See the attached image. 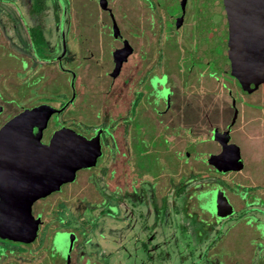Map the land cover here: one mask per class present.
I'll return each instance as SVG.
<instances>
[{
  "label": "flooded vegetation",
  "instance_id": "af4514ba",
  "mask_svg": "<svg viewBox=\"0 0 264 264\" xmlns=\"http://www.w3.org/2000/svg\"><path fill=\"white\" fill-rule=\"evenodd\" d=\"M145 1L147 22L132 24L137 27L127 31L132 40L122 34L109 12L104 11L107 13L105 19L109 17L110 20L101 22L112 42L109 49L112 54L109 57L104 55V48L98 40L87 38L86 43L79 46L81 59L75 61L73 67H63L66 60L75 59L72 56V60H64L69 47L63 36L64 46L61 42L54 55L38 63L41 70L43 65L48 64L47 61L56 59L55 68L59 65L66 71L57 69L59 74H63L64 81H61L69 94L64 101H39L20 105L18 109L6 108L1 104L4 101H0V184L15 191L25 187L37 188L58 174L72 172L71 181L31 200L28 205L31 216L40 221L38 230L41 225L49 224L47 236L51 246L57 235L72 234L75 241L77 239L75 230L59 226L63 222L59 216L61 211L66 214L68 210L74 217L72 212L78 215L93 207H120L123 205V195L129 201L133 200V193L142 190V184L157 199V176L154 179L149 172L139 167L136 148H142L148 158L152 157L154 151L157 154L172 153L179 159L192 158L198 166L202 157L201 161L206 160V168L213 173L240 170L228 169L230 162L227 157L225 160L220 159L222 154L230 153L223 149L222 138L227 135V143L234 144L231 130L240 115V104L246 106V102L248 106L258 105L245 98L247 95L250 97L264 83L253 88L241 81L242 71L236 70L235 53L228 46L229 42L226 43L228 36L224 30L223 15L218 12L220 8L216 12L212 10V4L219 6V0ZM194 30L195 33L192 32ZM127 44L131 46V52L125 56L124 48ZM172 45L180 49L179 56L167 55L166 47ZM191 46L192 51L188 57L195 63L210 65L212 71L197 72L193 71L192 65H187V69L176 65L172 57H184L182 52ZM30 56H25V64L30 62ZM98 57L105 60L101 62ZM81 69H84L88 81H93V86L102 85L94 119L90 117L93 94L90 88L87 89L89 84L81 80ZM95 70L102 75H94ZM67 73L71 87L67 86ZM40 76L45 79L42 72ZM50 83L47 81L46 84ZM76 84H82L83 87H77ZM8 90L16 92L13 87ZM236 91L242 96L240 100H236ZM84 94L88 97L87 104L81 100ZM262 94L264 96V92ZM40 105H48L56 111L38 123H34L33 119H13L24 109ZM41 123L43 125L40 128ZM142 127H146V130L143 131ZM176 141L187 142L188 150L184 154L181 155L176 148ZM208 142L214 146V151L207 148ZM239 155L241 157L240 152ZM191 164L189 169L193 173ZM166 165L164 162L165 169ZM187 177L183 183L184 192L189 189ZM170 178L168 181L171 183ZM205 184L196 182L193 185L194 200L202 190L216 189H205ZM219 192L225 195L232 208L234 200L243 202L244 206L248 204L247 190L227 196L220 186ZM165 194L159 196L161 203L166 199ZM98 213L102 215L103 209L98 210ZM206 214L209 215L208 212ZM0 219L15 234L9 223L13 221L3 217L1 211ZM74 243L67 248H72ZM68 255L69 259L64 263L72 264V250ZM87 260L84 257L78 264H86Z\"/></svg>",
  "mask_w": 264,
  "mask_h": 264
},
{
  "label": "rangeland",
  "instance_id": "374dc122",
  "mask_svg": "<svg viewBox=\"0 0 264 264\" xmlns=\"http://www.w3.org/2000/svg\"><path fill=\"white\" fill-rule=\"evenodd\" d=\"M144 1L107 0L111 19L119 26L122 34L131 40L133 38L127 31L137 28L132 24L147 22ZM106 14L99 9L94 0H45L43 12L37 18H32L28 10V0H0V95L2 96L0 101H4L1 104L6 108L18 109L20 105L39 101H64L63 99L69 94L64 88L65 84H62L63 74L58 72L64 70L57 65V71L56 59H50L47 61L48 64L44 63L41 70L38 63L54 55L61 44L58 24L62 21L63 36L69 47L64 60L69 58L72 60V56L75 58L74 61L66 60L63 67L71 65L73 67L74 62L81 59L82 51L79 46L85 44L87 38L91 41L98 40L104 48V55L109 57L112 54L109 50L112 42L101 24L104 20L110 21L108 16L105 19ZM35 24L42 28L46 46L41 48V52L43 49H48V56H40L32 52L35 51V46L31 44L28 34L29 27ZM192 32L195 33L196 30ZM186 36L185 31L184 37ZM173 45L166 47L167 55L179 56L180 49ZM191 51L192 46L186 48L184 52L181 51L184 57H172L176 65L181 68L192 65L193 71L197 72L212 71L210 65L195 63L191 57H188ZM29 54L30 62L25 64V56ZM98 58L101 62L105 60L102 57ZM41 72L45 79L40 76ZM80 73L81 80L84 84H89L87 89L90 88L93 94L90 100L93 105L90 117L94 119L102 85L93 86V81L91 83L87 75L85 77L84 69H81ZM94 75L100 77L102 74L95 70ZM47 81L51 83L46 84ZM66 82L67 86L71 87L68 73ZM76 86L83 87L82 84ZM12 87L16 92L11 90ZM9 88L11 91L8 90ZM263 92L264 84L260 85L250 97L246 96L247 101L258 105L248 106V103L244 102L246 107L240 104V115L231 130V140L238 147L243 159V167L239 171L213 173L206 168L207 161H201L202 157L198 166L192 158L179 159L172 153L157 154L154 151L152 157L148 158L142 152V148H136L139 154L137 159L139 167L149 172L152 178L155 179L157 176L155 188L157 199H154L152 191L142 184L144 179L142 178L140 183L143 185H141L143 191H135L133 200L130 201L126 195H123L125 197L120 207H100L103 209L102 215L98 213L100 209L94 207L85 209V212L78 215L72 212L74 217L68 210H66L68 215L61 211L59 216L63 222L59 226L75 230L77 239L75 241L72 234L57 235L52 246L47 236L49 224L41 225L39 230L37 228L35 237L29 241L19 238L21 234L18 232L15 233L16 235L12 234L9 226L0 219V264H68L64 262L69 259L68 254L71 250L72 264L80 263L84 257L89 259L86 264H264ZM235 97L236 100L242 98L238 91ZM87 99L85 94L81 97L86 104ZM142 128L143 131L146 130V127ZM206 145L207 148L212 149L211 151L215 150L211 143L208 142ZM176 148L181 155L184 154L188 150L187 142L176 141ZM226 155L222 154L223 157L221 156L220 159L225 160ZM164 162L168 164L166 169ZM190 164L193 165V173L191 168L189 169ZM186 175L191 176L188 178L189 189L196 182L206 183L205 189H216L202 190L197 196L196 206L192 193L195 189L190 192L189 200L187 191H183L180 197L173 194L178 184L184 183ZM210 182H212L211 186H209ZM169 184L171 186L167 190ZM219 185L227 196L240 191L243 186L246 187L245 190L249 191L246 200L248 204L244 206L243 202L234 200L231 214L222 216L219 214L217 204ZM180 188L183 189V185ZM164 193L167 200L163 199L161 203L159 196ZM39 223L38 219L37 225ZM206 235H209L207 239H205ZM67 242L68 245L76 243L72 248H67Z\"/></svg>",
  "mask_w": 264,
  "mask_h": 264
},
{
  "label": "water",
  "instance_id": "95a60500",
  "mask_svg": "<svg viewBox=\"0 0 264 264\" xmlns=\"http://www.w3.org/2000/svg\"><path fill=\"white\" fill-rule=\"evenodd\" d=\"M95 1L100 10H107L111 16V11L107 8L105 0ZM212 7L213 12L220 8L218 12L223 15L224 30L228 36L226 43L229 42L228 46L235 53L236 70L242 71L243 78L241 81L243 84L252 85L255 88L258 84L264 83V0H219V6L212 4ZM214 7L216 8L215 11ZM58 28L62 46H64L63 21L59 22ZM124 49L125 56L131 52L129 44ZM239 75L240 73L237 74L238 77H240ZM41 109H44V111H37ZM53 111L56 110L48 105H40L24 109L21 113L14 116L13 119L28 121L33 119L35 120L34 123H38L41 119H46ZM42 125L43 123L40 124V128ZM228 140V136L223 135V149L230 152L229 155H226L230 162L228 169L239 170L243 165L242 158L239 155L237 146L232 143L228 144ZM71 175L72 172L61 173L41 183L37 188L25 187L17 191L5 188V186L0 184V211L3 217L13 221V223L9 222L10 227L15 233L21 234L18 236L19 238L30 241L36 234L38 219H34L30 214L28 206L30 201L58 189L62 183L71 181ZM0 179H2L1 173ZM2 186L3 188H1ZM218 198L219 214L222 216L231 214L232 207L225 195L218 192ZM4 224L6 223L4 222Z\"/></svg>",
  "mask_w": 264,
  "mask_h": 264
},
{
  "label": "trees",
  "instance_id": "16d2710c",
  "mask_svg": "<svg viewBox=\"0 0 264 264\" xmlns=\"http://www.w3.org/2000/svg\"><path fill=\"white\" fill-rule=\"evenodd\" d=\"M44 9H45V0H28V10H29V14L32 18H37L43 12ZM28 38L31 41V44H33V46H35V51L33 50V54L36 53V55L48 56V53L46 52V50L43 49V52H41V50H42L41 48H45L46 42H45L44 35L42 33V28L38 24H35V25L29 27ZM190 175H193V174H190ZM190 175H188L187 179L191 178ZM189 183H190V181H188V184ZM182 185L184 187V184L182 182L179 183L178 186L176 187L175 191H173V194L175 196H177V197L181 196L183 189H181L180 187ZM191 191H192V188L188 189V191H187L189 194L188 200L191 198V194H190ZM199 195H197V196H199ZM197 196L195 197L196 206L198 205V201H197L198 197ZM208 237H209V235L208 236L206 235L205 239H207ZM214 240H212L213 243H214ZM213 243H211V244H213Z\"/></svg>",
  "mask_w": 264,
  "mask_h": 264
},
{
  "label": "crops",
  "instance_id": "0c3cea01",
  "mask_svg": "<svg viewBox=\"0 0 264 264\" xmlns=\"http://www.w3.org/2000/svg\"><path fill=\"white\" fill-rule=\"evenodd\" d=\"M240 188H241V187H240ZM242 188H243V189H241L240 191H237L236 193H239V192H241V191H242V192H243V191H246V190H245L246 187L243 186ZM240 194H241V193H240Z\"/></svg>",
  "mask_w": 264,
  "mask_h": 264
}]
</instances>
